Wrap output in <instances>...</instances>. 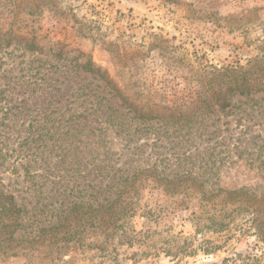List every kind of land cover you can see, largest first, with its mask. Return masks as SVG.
<instances>
[{
  "label": "rangeland",
  "instance_id": "1",
  "mask_svg": "<svg viewBox=\"0 0 264 264\" xmlns=\"http://www.w3.org/2000/svg\"><path fill=\"white\" fill-rule=\"evenodd\" d=\"M259 65L264 0H0V264H264Z\"/></svg>",
  "mask_w": 264,
  "mask_h": 264
},
{
  "label": "trees",
  "instance_id": "2",
  "mask_svg": "<svg viewBox=\"0 0 264 264\" xmlns=\"http://www.w3.org/2000/svg\"><path fill=\"white\" fill-rule=\"evenodd\" d=\"M19 42H25L26 43V49L31 52H38V48L35 43V39H28L24 36H19ZM82 70L84 72L91 73L94 76L99 77L101 80H104L106 82L107 86L112 87L111 82L108 81L106 78V74L102 72L101 69H95L92 62L89 60L86 62L85 65H83ZM254 66L247 68L240 67L239 69V76H234L231 81L227 83L224 90V96L222 94H219V99H222V101H225V97L232 96L233 94H239L241 96H249L253 94H257L260 92H264V65H259L257 70L253 72ZM116 95L118 96L119 93L116 91ZM212 105L209 104L208 107H211ZM114 171L112 168H109V166H97L96 173L98 175L104 176L110 175V172ZM118 172H114L115 176L118 177V185L114 184L112 189L118 192L119 197L124 195V193L127 190V187L130 189H134V177H126L127 185H119L122 180H124L123 174L121 176H117ZM129 178L131 181L128 182ZM103 191L102 187H99V192ZM236 194V193H235ZM101 195V194H100ZM118 202V200H115L110 205L99 203L97 204V208L95 210L96 213V220H95V227L96 229L102 228L105 232H107L108 228L110 226H117L119 220H121L124 216V214L121 212V210L118 211V207L115 206V204ZM0 213L1 216L8 217V224H1L2 229L8 228V239L12 241L14 239V235L19 231V229H22L23 227V220H22V210L19 208V206L16 203V200L13 196L5 195L3 192L0 191ZM109 226V227H108ZM3 234V232H1ZM7 240V238H5Z\"/></svg>",
  "mask_w": 264,
  "mask_h": 264
}]
</instances>
